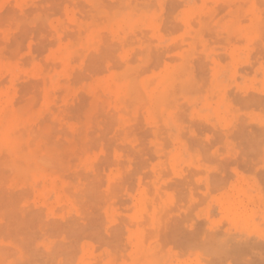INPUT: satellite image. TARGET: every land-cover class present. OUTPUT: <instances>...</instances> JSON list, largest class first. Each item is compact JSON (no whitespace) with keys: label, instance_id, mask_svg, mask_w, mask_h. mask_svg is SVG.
<instances>
[{"label":"rangeland","instance_id":"1","mask_svg":"<svg viewBox=\"0 0 264 264\" xmlns=\"http://www.w3.org/2000/svg\"><path fill=\"white\" fill-rule=\"evenodd\" d=\"M263 40L264 0H0V264H264Z\"/></svg>","mask_w":264,"mask_h":264},{"label":"bare ground","instance_id":"2","mask_svg":"<svg viewBox=\"0 0 264 264\" xmlns=\"http://www.w3.org/2000/svg\"><path fill=\"white\" fill-rule=\"evenodd\" d=\"M256 1V0H255ZM133 3V2H132ZM131 3V4H132ZM198 3V2H197ZM241 3V2H240ZM78 5V4H77ZM209 5V4H208ZM257 6V5H256ZM155 7V6H154ZM183 7V6H182ZM227 7V6H226ZM231 7H232V5H231ZM233 7H235V5L233 4ZM260 7V6H259ZM100 8V7H99ZM243 8H244V6H243ZM248 8V7H247ZM146 9V8H145ZM152 9V8H151ZM251 13H252V11H250ZM258 13V12H257ZM263 13V12H262ZM43 14V13H42ZM255 16V15H254ZM247 17H248V15H247ZM42 18H43V16H42ZM85 18V17H84ZM102 18V17H101ZM198 18V17H197ZM37 19V18H36ZM100 19V18H99ZM103 19V18H102ZM105 19V18H104ZM91 20V19H90ZM97 21V20H96ZM101 21V20H100ZM213 21V20H212ZM165 22V21H164ZM105 23V22H104ZM247 23H248V21H247ZM210 25V24H209ZM75 26V25H74ZM197 27V26H196ZM76 28V27H75ZM163 29V28H162ZM214 29V28H213ZM103 34H104V32H102ZM192 33V32H191ZM149 34V33H148ZM76 35V34H75ZM205 35H206V33H205ZM165 36V35H164ZM110 37V36H109ZM143 37V36H142ZM232 38H234V37H232ZM144 39V38H143ZM224 40V39H223ZM235 40V39H234ZM260 40H262V37L260 38ZM72 41V40H71ZM75 41V40H74ZM153 41V40H152ZM264 41V40H263ZM151 42V41H150ZM260 42V41H259ZM104 43V42H103ZM109 43V42H108ZM143 43V42H142ZM110 44V43H109ZM198 44V43H197ZM241 44V43H240ZM111 46V45H110ZM100 47V46H99ZM125 48V47H124ZM197 48H199V47H197ZM102 49V48H101ZM161 50V49H160ZM110 51V50H109ZM138 51V50H137ZM140 51V50H139ZM180 51V50H179ZM111 53H112V51H110ZM150 52H152V51H150ZM134 53H135V50H134ZM162 53H164V51L162 52ZM132 54V53H131ZM130 54V55H131ZM140 54V53H139ZM138 54V55H139ZM143 55V54H142ZM191 56V55H190ZM115 57V56H114ZM117 57V56H116ZM153 57V56H152ZM133 58V57H132ZM161 58V57H160ZM197 60V59H196ZM253 60V59H252ZM130 61V60H129ZM133 61V60H132ZM126 62V61H125ZM198 62V61H197ZM128 63V62H127ZM255 63V62H254ZM112 64V63H111ZM123 64V63H122ZM153 64V63H152ZM150 65V66H153V65ZM172 64V63H171ZM195 64V63H194ZM53 65V64H52ZM51 65V66H52ZM57 65V64H56ZM150 66H149V69H150ZM198 66V65H197ZM53 67H54V65H53ZM55 67H57V66H55ZM156 67V66H155ZM153 68V67H152ZM76 69V68H75ZM143 68L141 67V70H142ZM148 69V68H147ZM154 69V68H153ZM159 69V68H158ZM52 70V69H51ZM145 71H146V69H145ZM144 71V72H145ZM148 71V70H147ZM165 71V70H164ZM143 72V71H142ZM141 72V73H142ZM197 72V71H196ZM88 73V72H87ZM139 73H140V71H139ZM150 73V72H149ZM223 73V72H222ZM90 74V73H89ZM93 74V73H92ZM140 75V74H139ZM92 76V75H91ZM97 76V75H96ZM141 76V75H140ZM205 76V75H204ZM94 77V76H93ZM23 78V77H22ZM91 78V77H90ZM140 78V77H139ZM197 80L199 79V78H196ZM200 79H201V76H200ZM39 80H41V79H39ZM47 80V79H46ZM65 80V79H64ZM91 80V79H90ZM71 81V80H70ZM84 81V80H83ZM154 82V81H153ZM152 82V84L151 85H153L154 83ZM203 83H204V81H202ZM71 83V82H70ZM82 83V82H81ZM198 83V82H197ZM46 84H48V83H46ZM73 85V84H72ZM178 85V84H177ZM139 87V86H138ZM150 87V86H149ZM175 87H176V85H175ZM140 88V87H139ZM200 88V87H199ZM78 89V88H77ZM134 89H135V86L133 85V84H131V83H128L126 86H125V91H127V92H132V91H134ZM60 90H62V89H60ZM79 91V90H78ZM98 91V90H97ZM105 91V90H104ZM63 93V92H62ZM201 93H203V92H201ZM77 94V93H76ZM187 94V93H186ZM141 95V94H140ZM196 95V94H195ZM62 96V95H61ZM60 96V97H61ZM81 96V95H80ZM102 96V95H101ZM21 97V96H20ZM86 97V96H85ZM91 98V97H90ZM89 98V99H90ZM181 99V98H180ZM16 100V99H15ZM77 100H78V98H77ZM168 100V99H167ZM74 101V100H73ZM70 102V101H69ZM87 102V101H86ZM85 102V103H86ZM35 103V102H34ZM76 103V102H75ZM111 103V102H110ZM14 104V103H13ZM99 104V103H98ZM137 104V103H136ZM171 104V103H170ZM132 105V104H131ZM33 106H34V104H33ZM98 106V105H97ZM51 107V106H50ZM73 107V106H72ZM86 107V106H85ZM105 107V106H104ZM111 107V106H110ZM127 107V106H126ZM16 108V107H15ZM32 108V107H31ZM34 108V107H33ZM59 108V107H58ZM106 108V107H105ZM52 109V108H51ZM121 109V108H120ZM143 109V108H142ZM141 109V110H142ZM5 110V109H4ZM80 111V110H79ZM120 111V110H119ZM119 111H117V112H119ZM61 112V111H60ZM97 112H98V109H97ZM130 112V111H129ZM183 112V111H182ZM142 113V112H141ZM178 113V112H177ZM96 115H98V113H95ZM179 114H181V113H179ZM7 115H8V113H7ZM5 116L6 115H4V113L2 112V111H0V117H1V119L3 120L4 118H5ZM93 116H94V114H93ZM101 116H102V113H101ZM100 116V117H101ZM35 117V116H34ZM65 117H66V115H65ZM103 117V116H102ZM117 117V116H116ZM8 118V117H7ZM94 118H95V116H94ZM139 118H141V117H139ZM97 119H99V118H97ZM72 120V119H71ZM104 120H105V118H104ZM118 120V119H117ZM139 120V119H138ZM137 120V121H138ZM151 121V120H150ZM46 122H47V120H46ZM46 122H44V124L46 123ZM69 122V121H68ZM94 122H96V121H94ZM98 122V121H97ZM119 122V121H118ZM193 122V121H192ZM195 122V121H194ZM197 122V121H196ZM107 123V122H106ZM37 124H39L38 122H37ZM69 124V123H68ZM189 124V123H188ZM43 125V124H42ZM115 127V126H114ZM134 127V126H133ZM136 127V126H135ZM196 127V126H195ZM209 127V126H208ZM56 128H57V126H56ZM79 128V127H78ZM94 128H95V126H94ZM110 128V127H109ZM45 129L46 128H44L43 130L45 131ZM51 129V128H50ZM147 129V128H146ZM162 129V128H161ZM199 129V128H198ZM198 129H197V131H198ZM230 129V128H229ZM32 130V129H31ZM83 130V129H82ZM2 131V137H3V141L4 142H2V143H4L8 148H9V150H11L12 152H17V153H21V149H22V141L20 140V139H18L16 136H15V131H14V129H12V127H10L9 126V123L7 124V125H5L4 127H3V129L1 130ZM49 131H51V130H49ZM196 131V132H197ZM201 131V130H200ZM211 131V130H210ZM42 132V131H41ZM53 132V131H52ZM113 132H114V130H113ZM199 132V131H198ZM44 133V132H43ZM55 133V132H54ZM61 133V132H60ZM208 133V132H207ZM33 134H34V132H33ZM88 135H89V133H87ZM91 134V133H90ZM100 134V133H99ZM162 134V133H161ZM198 134H200V132L198 133ZM210 134V133H209ZM87 135V136H88ZM94 135V134H93ZM119 135V134H118ZM117 135V136H118ZM36 136V135H35ZM40 137V136H39ZM38 137V138H39ZM52 137V136H51ZM90 137V136H89ZM224 137V136H223ZM71 138V137H70ZM102 138V137H101ZM119 138V137H118ZM152 138V137H151ZM184 138V137H183ZM53 139V138H52ZM55 139V138H54ZM165 139V138H164ZM188 139H190V138H188ZM62 140V139H61ZM80 140V139H79ZM89 140H90V138H89ZM102 140V139H101ZM114 140V139H113ZM195 140V139H194ZM196 140H198L197 138H196ZM57 141H59V139L57 140ZM117 141H118V139H117ZM113 142V141H112ZM189 142H191V141H189ZM204 142V141H203ZM34 143V142H33ZM99 143V142H98ZM82 144H84V143H82ZM105 144V143H104ZM110 144V143H109ZM192 144V143H191ZM197 144V143H196ZM31 145V144H30ZM92 145H93V143H92ZM216 145V144H215ZM48 146V145H47ZM90 146V145H89ZM100 146V145H99ZM129 146V145H128ZM197 146V145H196ZM199 146V145H198ZM202 146V145H201ZM205 146V145H204ZM4 147V146H3ZM86 147H88V146H86ZM105 147H106V145H105ZM112 147V146H111ZM190 147V146H189ZM192 147V146H191ZM195 148V147H194ZM199 148H200V146H199ZM60 149V148H59ZM112 149V148H111ZM145 149V148H144ZM79 151V150H78ZM88 151V150H87ZM203 151V150H202ZM60 152H62V151H60ZM66 152V151H65ZM76 152V151H75ZM68 153V152H67ZM141 153V152H140ZM205 153V152H204ZM55 154V153H54ZM209 154H210V152H209ZM59 155V154H58ZM67 155H69V154H67ZM131 155V154H130ZM261 155V154H260ZM63 156H65V158H66V155H63ZM80 156V155H79ZM124 156V155H123ZM127 156V155H126ZM203 156V155H202ZM40 157V156H39ZM39 157H36V156H34V155H21V159H23V161L24 162H30L31 160L33 161V160H36V161H38V162H45L44 161V159L43 158H39ZM56 157V156H55ZM68 157V156H67ZM72 157V156H71ZM154 158V157H153ZM204 158V157H203ZM46 160V159H45ZM67 160V159H66ZM96 160V159H95ZM147 160V159H146ZM203 160V159H202ZM72 161V160H71ZM70 162V161H69ZM68 162V163H69ZM117 162V161H116ZM71 163V162H70ZM115 163V162H114ZM54 165V164H53ZM61 166H62V164H60ZM102 165V164H101ZM20 166V165H19ZM30 166V165H29ZM72 166V165H71ZM117 166H118V163H117ZM123 166V165H122ZM78 167V166H77ZM26 169V168H25ZM139 169V168H138ZM192 169V168H191ZM139 171V170H138ZM106 172H107V170H106ZM12 173V172H11ZM87 173V172H86ZM96 173V172H95ZM8 174V173H7ZM122 174H124V172L122 173ZM211 174V173H210ZM6 175V174H5ZM70 175H72V174H70ZM88 175V174H87ZM101 175H103V174H101ZM199 175V174H198ZM200 175H202V174H200ZM215 175V174H214ZM129 176V175H128ZM193 176H195V175H193ZM67 177H68V175H67ZM94 177V176H93ZM126 177V176H125ZM185 177V176H184ZM192 177V176H191ZM134 178V177H133ZM183 178V177H182ZM189 178V177H188ZM261 178V177H260ZM7 179V178H6ZM184 179V178H183ZM127 180V179H126ZM145 180V179H144ZM179 181V180H178ZM183 181V180H182ZM100 182V181H99ZM125 182H127V181H125ZM125 182H124V184H125ZM136 182V181H135ZM181 182V181H180ZM128 183V182H127ZM142 183V182H141ZM174 183V182H173ZM187 184H189V183H187ZM143 185V184H142ZM175 185V184H174ZM183 185V184H182ZM191 185H193L192 183H191ZM195 185V184H194ZM193 185V186H194ZM128 186V185H127ZM130 186V185H129ZM132 186V185H131ZM150 186V185H149ZM213 186V185H212ZM263 186V185H262ZM38 187V186H37ZM145 187H147V186H145ZM172 187V186H171ZM170 187V188H171ZM196 187V186H195ZM117 188V187H116ZM148 188V187H147ZM152 188V187H151ZM164 188V187H163ZM1 189V188H0ZM71 189H72V187H71ZM135 189V188H134ZM162 189V188H161ZM185 189V188H184ZM215 189V188H214ZM210 190H212L213 191V189L211 188ZM264 190V189H263ZM70 191V190H69ZM194 191V190H193ZM105 192V191H104ZM135 192V191H134ZM196 192V191H195ZM209 192V191H208ZM31 193V192H30ZM66 193V192H65ZM153 193V192H152ZM214 193V192H213ZM76 194V193H75ZM211 194V193H210ZM73 195V194H72ZM130 195V194H129ZM87 196V195H86ZM94 196H95V193H94ZM107 196V195H106ZM176 197H177V194L175 195ZM97 197V196H96ZM116 197V196H115ZM139 197V196H138ZM176 197H175V199H176ZM198 197V196H197ZM122 198V197H121ZM187 198V197H186ZM62 199V198H61ZM102 199V198H101ZM107 199V198H106ZM234 199V198H233ZM176 200H178V198L176 199ZM78 201V200H77ZM121 201V200H120ZM128 201V200H127ZM199 201V200H198ZM10 202V201H9ZM97 202V201H96ZM159 202V201H158ZM176 202V201H175ZM184 202V201H183ZM204 202V201H203ZM236 202H237V200H236ZM188 203V202H187ZM223 203H224V201H223ZM147 204V203H146ZM177 205V204H176ZM185 205H186V203H185ZM196 205H198V204H196ZM224 205V204H223ZM99 206V205H98ZM179 206V205H178ZM200 206V205H199ZM198 206V207H199ZM96 207V206H95ZM196 207V206H195ZM181 208V207H180ZM197 208V207H196ZM149 209V208H148ZM173 209V208H172ZM172 209H171V211H172ZM175 209V211H176V208H174ZM193 209V211H194V208H192ZM35 210V209H34ZM196 210V209H195ZM124 211V210H123ZM44 212V211H43ZM131 212V211H130ZM169 212V211H168ZM167 212V213H168ZM174 212V211H173ZM12 213V212H11ZM165 213V212H164ZM29 214V213H28ZM191 214V213H190ZM242 214V213H241ZM129 215H131V214H129ZM106 216V215H105ZM145 216V215H144ZM191 216V215H190ZM188 217V216H187ZM101 218V217H100ZM194 218V217H193ZM25 219V218H24ZM31 219V218H30ZM162 219V218H161ZM18 220H19V218H18ZM172 221L173 220H175V218L173 219H171ZM13 221V220H12ZM25 221V220H24ZM85 221V220H84ZM176 221V220H175ZM125 222V221H124ZM171 222V221H170ZM180 222V221H179ZM183 222V221H182ZM7 223V222H6ZM119 223V222H118ZM132 223H134V222H132ZM139 223V222H138ZM171 223H173V222H171ZM171 223H169V224H171ZM189 223V222H188ZM197 223V222H196ZM93 224V223H92ZM101 224V223H100ZM130 224V223H129ZM145 224V223H144ZM174 224V223H173ZM69 225V224H68ZM8 226V225H7ZM145 226V225H144ZM171 226H173L172 224H171ZM178 226V225H177ZM85 227V226H84ZM90 227H91V225H90ZM119 227V226H118ZM129 227V226H128ZM170 227V226H169ZM174 228H175V230H176V226H173ZM195 227H196V225H195ZM204 227V226H203ZM50 228V227H49ZM89 228V227H88ZM163 227H161V229H162ZM171 228L172 227H170L169 229L171 230ZM91 229V228H90ZM113 229V228H112ZM169 229H168V233H169ZM181 229V228H180ZM92 230V229H91ZM139 230V229H138ZM163 230V229H162ZM174 230V229H173ZM175 230L172 232L173 234H174V232H175ZM110 231V230H109ZM150 231V230H149ZM199 231V230H198ZM84 232V231H83ZM97 232V231H96ZM160 232H161V230H160ZM203 232H204V230H203ZM48 233V232H47ZM103 233V232H102ZM129 233V232H128ZM143 233V232H142ZM167 233V232H166ZM165 233V234H166ZM92 234V233H91ZM177 234V233H176ZM179 234H180V232H179ZM182 234V233H181ZM7 235V234H6ZM132 235V234H131ZM189 235V234H188ZM215 235H217V234H215ZM92 236H94V235H92ZM147 236V235H146ZM166 236V235H165ZM165 236H164V239H165ZM177 236V235H176ZM233 236V235H232ZM122 237V236H121ZM163 237V236H162ZM210 237V236H209ZM223 237V236H222ZM221 237V238H222ZM230 237V236H229ZM91 238V237H90ZM187 238V237H186ZM206 238H208V237H206ZM211 238V237H210ZM101 239V238H100ZM104 239V238H103ZM163 239V240H164ZM169 239V238H168ZM171 239H173V238H171ZM171 239H169V240H171ZM175 239H176V237H175ZM233 239V238H232ZM76 240V239H75ZM95 240V239H94ZM162 240V241H163ZM181 240V239H180ZM161 241V242H162ZM255 241V240H254ZM146 242H147V240H146ZM165 241H163V243H164ZM174 242V241H173ZM172 242V243H173ZM176 242V241H175ZM182 242H184V241H182ZM231 242V241H230ZM262 242V241H261ZM97 243V242H96ZM99 243V242H98ZM104 243V242H103ZM162 243V244H163ZM179 243V242H178ZM258 243V242H257ZM260 243V242H259ZM166 244V243H165ZM164 244V245H165ZM171 244V243H170ZM222 244V243H221ZM121 245V244H120ZM167 245V244H166ZM178 245V244H177ZM182 245V244H181ZM181 245H179V246H181ZM225 245V244H224ZM227 245V244H226ZM125 246V245H124ZM59 247V246H58ZM57 247V248H58ZM74 247V246H73ZM97 247V246H96ZM162 247H165V246H162ZM60 248V247H59ZM98 248V247H97ZM113 248V247H112ZM173 248H176L175 246L173 247ZM178 248V247H177ZM188 248V247H187ZM37 249V248H36ZM100 249V248H99ZM129 249V248H128ZM197 249V248H196ZM236 249V248H235ZM61 250V249H60ZM96 250V249H95ZM127 250V249H126ZM161 250V249H160ZM159 250V251H160ZM163 250V249H162ZM183 250H185V249H183ZM188 250V249H187ZM192 250H194V249H192ZM100 251V250H99ZM159 251H158V253H159ZM180 251V250H179ZM221 251V250H220ZM257 251V250H256ZM259 251V250H258ZM47 252V251H46ZM55 252V251H54ZM216 252V251H215ZM225 252V251H224ZM235 252V251H234ZM12 253V252H11ZM222 253H223V251H222ZM229 253V252H228ZM228 253H227V255H228ZM45 254V253H44ZM50 254V253H49ZM184 254H185V252H184ZM257 254V253H256ZM180 253H179V257H180ZM258 255V254H257ZM251 256V255H250ZM182 257V256H181ZM227 257V256H226ZM119 258H120V256H119ZM231 258V257H230ZM118 259V258H117ZM29 260V259H28ZM92 260V259H91ZM141 260V259H140ZM56 261V260H55ZM97 261V260H96ZM100 261V260H99ZM204 261V260H203ZM51 262V261H50ZM60 262V261H59ZM76 262V261H75ZM101 262V261H100ZM221 262V261H220ZM232 262V261H231ZM113 263V262H112ZM246 263V262H245ZM258 263H260V262H258ZM73 264H74V262H73ZM243 264V263H242Z\"/></svg>","mask_w":264,"mask_h":264}]
</instances>
